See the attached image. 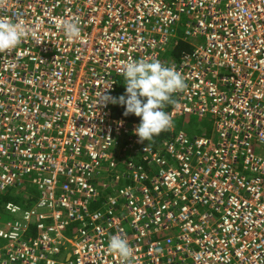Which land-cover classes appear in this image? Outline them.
<instances>
[{
  "label": "built area",
  "instance_id": "2783aa9c",
  "mask_svg": "<svg viewBox=\"0 0 264 264\" xmlns=\"http://www.w3.org/2000/svg\"><path fill=\"white\" fill-rule=\"evenodd\" d=\"M0 19L28 31L0 54V196L36 190L4 204L0 264H121L115 235L129 264H264V0H0ZM170 39L190 46L167 65L186 88L156 149L99 96ZM191 115L209 136L175 131Z\"/></svg>",
  "mask_w": 264,
  "mask_h": 264
},
{
  "label": "clouds",
  "instance_id": "9594fccd",
  "mask_svg": "<svg viewBox=\"0 0 264 264\" xmlns=\"http://www.w3.org/2000/svg\"><path fill=\"white\" fill-rule=\"evenodd\" d=\"M69 41L82 39L78 22L65 21L62 25ZM28 35L23 22L0 19V54L16 49ZM121 75L124 77L125 94L119 98L99 96V104H119L124 107V115L140 118L134 134L139 142H150L155 136L167 130L172 121L163 109L172 103L174 94L186 88L182 75L171 66L160 61L140 59L125 63ZM110 254L118 257L121 264H129L133 250L126 239L119 235L110 237L107 244Z\"/></svg>",
  "mask_w": 264,
  "mask_h": 264
},
{
  "label": "trees",
  "instance_id": "16d2710c",
  "mask_svg": "<svg viewBox=\"0 0 264 264\" xmlns=\"http://www.w3.org/2000/svg\"><path fill=\"white\" fill-rule=\"evenodd\" d=\"M190 49V46L186 43H183L181 40H175L169 43L168 48L166 52L163 55V61H166V59L175 62L177 59L181 56L184 51H188ZM124 77H118L115 80V90L113 98H119L121 95L125 94V88H124ZM170 104L166 105L163 110H166ZM125 109L123 106L119 104H112L111 105V115L115 119H122L126 121L129 124H133L136 127L140 123V118L134 116V115H124ZM201 120V119H199ZM210 122V121H209ZM175 131L183 130L179 124L175 123ZM184 131V130H183ZM185 132V131H184ZM187 135H190L191 133L185 132ZM210 133V132H209ZM210 134H207L206 131L201 132L198 134V136H209ZM173 136V133L170 132V130H165L161 132L158 136H155L152 141L146 142L150 144V146L158 149L162 146V144L165 141H169ZM33 190L35 193H33ZM113 194V187L112 185H108L106 183H103V186H101L98 189V198L100 200L105 199L107 195ZM29 197V199H34L36 197V190L34 187L30 186L29 184L25 183L21 189L18 191L12 193L11 191L5 192L4 195L0 196V211L2 204L8 201H12L18 205H21L23 203L24 198Z\"/></svg>",
  "mask_w": 264,
  "mask_h": 264
},
{
  "label": "rangeland",
  "instance_id": "374dc122",
  "mask_svg": "<svg viewBox=\"0 0 264 264\" xmlns=\"http://www.w3.org/2000/svg\"><path fill=\"white\" fill-rule=\"evenodd\" d=\"M183 27H178V31L179 33L183 32ZM176 39H170L169 43L172 41H175ZM199 44L203 43V40H199L198 41ZM162 64H164L165 66H167L168 64H170L172 61L166 59V61L161 60L160 61ZM210 121V122H209ZM177 124L180 125V127L186 132L191 133L190 135H187L189 138L198 136L199 133L206 131L207 134H210L212 131V121L211 118H209L208 116H205L203 119L199 120L197 116L191 115L188 119L184 118V117H180L177 120ZM210 132V133H209ZM35 189V188H34ZM18 190L16 189H12L11 192L14 193ZM33 193H35V191L33 190ZM4 205L2 204V207L0 211V222H6V221H11L13 220V216L9 215L8 213L5 212L4 210Z\"/></svg>",
  "mask_w": 264,
  "mask_h": 264
},
{
  "label": "crops",
  "instance_id": "0c3cea01",
  "mask_svg": "<svg viewBox=\"0 0 264 264\" xmlns=\"http://www.w3.org/2000/svg\"><path fill=\"white\" fill-rule=\"evenodd\" d=\"M21 188H22V187H21ZM21 188H20V189H21ZM17 190H19V189H17ZM4 194H5V193H4ZM4 194H3V195H4ZM5 203H6V202H5ZM5 203H4V204H5ZM4 204H3V205H4Z\"/></svg>",
  "mask_w": 264,
  "mask_h": 264
}]
</instances>
